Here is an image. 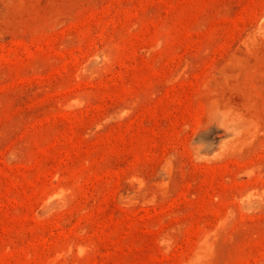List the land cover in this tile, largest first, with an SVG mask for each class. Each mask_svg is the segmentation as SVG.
Here are the masks:
<instances>
[{"label":"rangeland","instance_id":"374dc122","mask_svg":"<svg viewBox=\"0 0 264 264\" xmlns=\"http://www.w3.org/2000/svg\"><path fill=\"white\" fill-rule=\"evenodd\" d=\"M0 264H264V0H0Z\"/></svg>","mask_w":264,"mask_h":264}]
</instances>
